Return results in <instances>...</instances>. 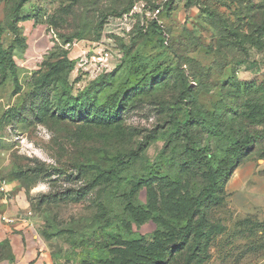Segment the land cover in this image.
<instances>
[{"label":"rangeland","instance_id":"obj_1","mask_svg":"<svg viewBox=\"0 0 264 264\" xmlns=\"http://www.w3.org/2000/svg\"><path fill=\"white\" fill-rule=\"evenodd\" d=\"M0 29V264L25 235L143 264L183 226L164 264L264 257V0H1Z\"/></svg>","mask_w":264,"mask_h":264},{"label":"trees","instance_id":"obj_2","mask_svg":"<svg viewBox=\"0 0 264 264\" xmlns=\"http://www.w3.org/2000/svg\"><path fill=\"white\" fill-rule=\"evenodd\" d=\"M20 5L21 3H18L13 7L14 18L17 17V13H18ZM6 64L7 65L12 64V60L10 59L7 51L0 44V66H5ZM189 149L191 151L192 156L197 159L201 158V159L206 160L207 162V159H209L210 157H213L212 154H210L206 149H199V148H189ZM231 175H232V172L230 173L229 176ZM133 187H134L133 190L136 189L137 184H135ZM188 233H189V227L183 226V228L181 229V235L179 236V238L172 239L170 242L166 244L165 251L161 256H159L160 258L156 257L154 260L144 261L143 264H164L165 260H167L168 257L172 255L173 251L186 242V237H188L187 236Z\"/></svg>","mask_w":264,"mask_h":264},{"label":"crops","instance_id":"obj_3","mask_svg":"<svg viewBox=\"0 0 264 264\" xmlns=\"http://www.w3.org/2000/svg\"><path fill=\"white\" fill-rule=\"evenodd\" d=\"M231 177H232V180H231V182H229L230 183L229 185L231 186V191H238L239 192L240 190H244V191L246 190V192H249L251 190L250 186H249L250 183L248 182L249 181L248 174L246 173V171L236 170ZM252 189H254V188L252 187ZM8 225L15 227V228L20 227V226H18V227L15 226L16 225L15 223L8 224ZM21 229H22V232L26 234L27 229L24 227H21ZM15 236L19 237V235H15ZM24 242H25V246H22L19 243H16L15 250L18 253L19 259H20V262L18 264H27L28 261L31 259V257L35 255V253H36L35 247L38 246V244H39V243H37L36 246L33 247L34 242L32 241V239L30 237H28V235H25V241ZM39 250L41 251L40 246H39ZM41 255H43V253H41ZM35 264H42V260L39 258ZM251 264H264V257L254 261Z\"/></svg>","mask_w":264,"mask_h":264},{"label":"built area","instance_id":"obj_4","mask_svg":"<svg viewBox=\"0 0 264 264\" xmlns=\"http://www.w3.org/2000/svg\"><path fill=\"white\" fill-rule=\"evenodd\" d=\"M0 191L4 192V193H6V191H7L6 182L3 181V180L0 181ZM1 219L3 221H5L6 223H10V224H12V223H14L16 221L15 217H10V216H5V215H2Z\"/></svg>","mask_w":264,"mask_h":264}]
</instances>
